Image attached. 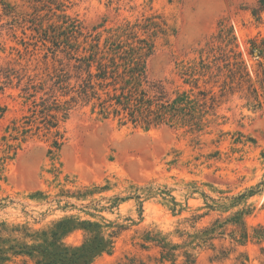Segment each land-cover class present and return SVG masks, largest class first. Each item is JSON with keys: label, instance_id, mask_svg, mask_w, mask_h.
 <instances>
[{"label": "rangeland", "instance_id": "374dc122", "mask_svg": "<svg viewBox=\"0 0 264 264\" xmlns=\"http://www.w3.org/2000/svg\"><path fill=\"white\" fill-rule=\"evenodd\" d=\"M5 1L13 13L0 19V264H43L39 253L10 247L48 246L42 234L62 221L70 222L61 240L68 247L93 239L82 222L99 224L108 240L115 236L92 264L155 261L160 249L148 243L151 232L189 251L195 264H264V240H239L237 223L264 234V108L238 95L224 100L199 138L187 129L121 126L81 105L59 113L58 128L49 130L44 111L58 114L55 99L66 108L71 98L60 88L69 85L74 61L64 43L55 44L71 22L64 16L102 43L128 25L139 24L135 31L146 37L148 20L161 18L168 32L155 38L149 74L188 90L182 66L208 57L222 24L250 71L257 69L248 51L251 39L264 38V14L258 20L251 13L258 0ZM7 144L19 148L7 151Z\"/></svg>", "mask_w": 264, "mask_h": 264}, {"label": "trees", "instance_id": "16d2710c", "mask_svg": "<svg viewBox=\"0 0 264 264\" xmlns=\"http://www.w3.org/2000/svg\"><path fill=\"white\" fill-rule=\"evenodd\" d=\"M12 13V7L5 0H0V19L3 16L10 17ZM251 13L260 20L264 14V0H258ZM63 18L71 22L60 33L64 41L57 39L55 44L62 46L61 42L64 43L71 51L67 52L70 60L74 61V74L69 75V85L60 88L62 92L67 90V93H63L71 98L65 102L66 108H61V102L55 99V111L58 114H52L47 106L44 108L51 117L49 130L58 128L59 113L66 116L70 109L81 105L91 106L93 113L103 119L113 118L121 126H133L146 131L163 127L187 129L199 138L209 127L210 120L218 116L217 110L224 100L228 102L238 95L246 101L247 106L264 108V38L249 41L248 54L257 60V69L250 71L232 30L225 29L222 24L220 34L214 39L219 45H209L208 57L202 58L198 65L182 66L181 78L184 80L183 85L189 86L187 90L181 86L170 87L172 84L168 80L154 79L149 74L148 62L156 52L155 38L160 34L165 36L168 32V26L161 18L148 20L144 29L152 32L146 37L135 31L139 24L133 27L128 25L103 43L101 36L92 38L85 34L76 20L68 16ZM2 75L0 70V80ZM4 79L10 81L11 78L7 75ZM58 79L61 86L62 78ZM3 90L4 87L0 86V91ZM5 112L6 108L0 105V116ZM53 137V146L59 149L63 137L57 130ZM17 148L19 146L7 144V151ZM250 192H254V189ZM237 223L239 240H264L260 230L255 229L250 233L243 220L239 219ZM77 225L95 232L93 239L81 247H68L61 242L71 229L69 221H62L42 234L47 238L43 243H49L48 246L14 243L10 249L26 251L24 253L28 255L37 252L42 256L43 264H92L97 257L114 247L115 236L110 235V239H106L100 232L99 224L82 222ZM149 236L148 243L160 249L159 258L145 262L132 256L118 264H176L181 255L185 258L183 264H195L193 255L189 251H182L180 245L169 243L152 232ZM3 252L1 249L0 261L5 260Z\"/></svg>", "mask_w": 264, "mask_h": 264}]
</instances>
